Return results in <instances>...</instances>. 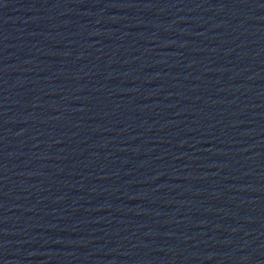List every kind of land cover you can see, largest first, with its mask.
<instances>
[{
    "label": "water",
    "instance_id": "obj_1",
    "mask_svg": "<svg viewBox=\"0 0 264 264\" xmlns=\"http://www.w3.org/2000/svg\"><path fill=\"white\" fill-rule=\"evenodd\" d=\"M0 264H264V0H0Z\"/></svg>",
    "mask_w": 264,
    "mask_h": 264
}]
</instances>
